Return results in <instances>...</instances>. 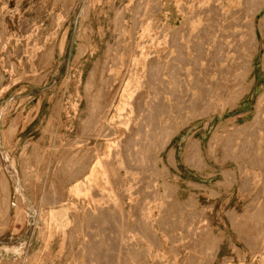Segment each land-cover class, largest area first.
<instances>
[{
	"label": "rangeland",
	"instance_id": "rangeland-1",
	"mask_svg": "<svg viewBox=\"0 0 264 264\" xmlns=\"http://www.w3.org/2000/svg\"><path fill=\"white\" fill-rule=\"evenodd\" d=\"M227 2L228 0H0V207L2 208H0V216L3 218H0V249L4 251L5 258L0 260V264H31L32 260H36L34 261L36 263L32 264H264V232H262L264 231V122L261 124L263 120H260L264 119V113L260 119L257 118L258 116L256 117V114L258 115L256 102L264 88V33L259 27L260 21L264 17V8L256 15L254 29H252L257 36V46L249 44L251 43L249 35L252 31L248 25L249 20H252L253 12L245 11L248 14L243 13L244 19L238 17L239 25L235 28L237 32H249V35H247L248 32L246 33L248 37L243 35V40L248 42L247 47L255 48H253L254 50L248 48L247 53L249 52L251 61L258 59L259 67L250 77L247 75V78L244 70L247 72L248 69L245 68L238 70L239 72H236L238 75L230 76V72L224 74L225 69L232 67L231 61V64H235L236 54L239 58L241 52H246L243 47L242 50L240 47L238 50L235 48V51L233 49L234 52L232 51L226 59L229 61L233 58L229 64L225 59H218L220 47L232 39L224 38L219 33L217 24L220 21L217 20L216 24L215 21L213 23L215 13H212V10L215 12L217 5ZM181 3L184 5L182 6ZM240 8L237 5L232 9ZM133 12H136L135 15ZM226 12L228 14L225 15L231 14L227 10L224 11V13ZM238 12L239 10L236 13ZM246 14L252 16L249 18ZM137 19L139 20L137 21ZM225 21L226 19H224ZM214 25L217 28H214ZM148 26L150 27L148 28ZM147 28L149 30H146ZM207 30L212 36H218V34L222 36L221 38L220 35L218 36V39H222L221 45L220 40H216L217 36L215 39L206 36V34L209 35ZM200 31H207L205 32L206 41L204 34ZM212 31L214 34H211ZM222 31L228 32L230 29L223 28ZM124 35L126 36L124 37ZM198 35L200 38L203 36V39H198ZM174 38H176L175 41ZM197 39L198 41H196ZM201 41L207 43V48L206 45H201L205 44ZM197 46L201 48V51ZM208 47H211L212 51ZM141 50L147 56L146 60L145 57L142 60ZM202 50L215 53H205L204 55ZM185 51L188 52V55ZM182 52L188 59L185 58V54L182 55ZM200 52L201 58L200 56L196 57L195 54ZM182 56L186 61L181 60ZM206 56L207 62L205 61ZM211 56L221 61L223 68L221 70H224L222 78L218 72L216 74L217 60H212ZM154 57H160L159 61ZM193 57L196 59L194 58L192 62ZM197 59L198 62L203 59L204 63L197 64L195 62ZM210 59L212 60L211 64L214 62L212 68H209V65L211 66ZM152 61L156 63L166 61L163 65L168 69L165 71L169 73L165 76V80L168 82L164 79L162 82L163 84L167 83L168 88L167 85H161L162 92L158 91L161 89H159L160 85H157L161 82L155 80L153 74L157 69L151 70ZM106 64L108 65L106 66ZM169 64H173V67ZM183 65L187 67L184 68ZM197 65H200L201 69ZM116 67L118 68L116 69ZM194 68H198L197 70L200 71ZM157 71L155 77L161 70ZM191 71L196 72L194 74H198L196 75L198 77L196 78L194 75L192 78ZM241 71L244 73L241 74ZM149 73L150 76L153 75L155 81L150 78ZM185 73L188 74V77H185L186 80L188 78V81L183 83L185 85L188 82L189 88L188 84L185 86L181 84L184 78L182 76H185ZM201 73H204L203 76ZM199 74L202 79H199ZM226 74L231 79L230 83L227 81L229 78L225 79V76L228 77ZM204 75L210 76V79L206 78L207 84H210L209 80L212 84L213 80L215 83L222 82L220 84H223L222 87L225 88L222 80L225 79L224 81L228 82V84L225 83L229 86L224 93L220 91L222 89L220 84L213 83L216 90L223 94L221 97L218 96L221 95L218 91L215 92L216 90L212 91L213 94H211L212 92L208 93L210 88L212 90L214 88L213 85H207L206 88ZM255 78L258 79L256 89L248 91L249 85ZM193 79L196 84L192 82ZM202 80L205 81L203 86H201ZM129 82H131L130 90H136V93L131 98L130 109L127 107L128 110L122 112L124 116L122 117L119 115L120 112H117V108ZM150 82L152 84H149ZM197 82L200 83V86ZM193 83L195 84L194 88ZM173 84L176 87L181 85L184 88H180L179 90H182L179 92L178 87L175 90ZM150 85L152 86L150 87ZM196 86L198 89L195 88ZM139 87L142 89L139 90ZM148 87H150L149 91H147ZM218 87L220 89H217ZM152 89H155L157 94L162 93L166 100L162 96L155 95L156 92L151 93V97L149 92ZM167 89L172 94L167 92ZM172 89L174 93L178 91L180 95L177 92L174 95L171 92ZM203 89H206L208 94H204ZM197 90L202 91L204 101L197 102V93L200 95ZM163 92H166V95ZM141 94L146 95L141 97L144 96ZM210 94L212 96L216 94L215 98L213 97L211 100ZM171 95L173 98L176 97L174 101ZM187 95H190V97L188 96L190 99L185 101ZM157 96L163 98L164 101L163 99L162 102L157 101L159 100ZM216 96H218L217 99ZM149 97L151 100L161 103L158 104L154 101L156 103L154 105V102L153 104L148 101ZM191 97L197 100L193 99V103ZM143 99L147 102H144ZM190 101H192V106L195 104L197 109L195 106H189ZM150 103L156 110L151 108ZM163 103H165V107L170 108H167L170 112H166V116L163 113L166 111ZM141 104H146L148 109L151 108L150 110L156 112L161 109L160 107H163L164 111L157 112L161 116L158 117V120H165L168 113L169 116L171 115L166 118L164 124L169 125L165 126L166 137L165 134L160 133L161 130H158L159 132L155 133L156 136L154 133L150 136L152 137L154 134V139H149L150 137L147 136V132H144L145 127L142 125L144 123L142 116L145 114L141 112L145 110V105L142 107ZM94 107L104 108L98 112ZM180 107L188 114L181 113ZM189 107L194 110L191 111V108L188 109ZM173 109L175 111L172 112ZM178 109L179 111H176ZM132 111L134 112L132 113ZM106 112L107 116L104 118ZM100 113L102 117L99 115ZM126 116L129 117V120ZM256 120L259 124L255 122ZM106 129H110V131ZM139 129L143 133H140ZM213 133H216L217 138L215 139L217 140L214 139L213 145L216 147L211 150L210 143L215 137ZM168 134L170 138L167 137ZM99 136L104 137L98 138ZM220 137H223L222 140ZM189 140H193V142L201 140L199 151L195 147H191L193 148L191 152L185 151ZM140 141L142 146H140ZM110 142L114 145L113 147L111 145L112 148H110ZM147 142L151 145H148ZM262 142L263 144L260 145ZM127 144L130 148L126 146ZM195 144L193 146H196ZM143 145L144 148L149 149H142ZM131 148L134 152L131 151ZM136 152L138 153L135 154ZM100 161L103 163L100 164ZM15 162L17 167L14 166ZM97 162L98 169L100 168L98 175H100L97 181L92 180L93 183H90V187L84 178L89 176V169ZM177 170H181V179L176 174ZM104 173L105 177L101 175ZM79 180L86 182L84 185L89 186L88 188L86 186V192L77 196L73 187ZM3 183H6L7 187L9 186L7 188L9 194L3 189ZM202 185L203 187H201ZM40 186L42 190H40ZM51 194H55L56 198ZM47 195L55 199L48 198ZM107 197L109 198L107 199ZM15 198L20 200L17 201ZM61 199L66 202L63 203ZM7 200L12 201L15 205L18 204L19 208L21 207L19 212L22 210V213L19 214L23 215L24 212L26 217L24 215L21 218L16 217L18 216V207L13 205V209L8 206L6 208V205H9ZM102 200L103 202H101ZM57 202L59 203L57 204ZM4 207L10 212L6 210L5 214ZM39 207L41 209H38ZM46 210L47 213H45ZM51 210H65V217L69 224L63 219L59 221L58 225L56 222L53 223L49 216ZM43 215L46 217L44 218ZM258 217L260 218L258 219ZM68 225H70L69 228ZM63 227H67V231ZM50 234H53L52 237ZM211 239L217 241L222 239L221 245H217V241L212 242ZM219 247L217 253L218 249L216 248ZM214 251H216L215 260L212 259L215 256H213ZM16 253L22 255V261L11 263L10 258L14 257Z\"/></svg>",
	"mask_w": 264,
	"mask_h": 264
},
{
	"label": "bare ground",
	"instance_id": "bare-ground-1",
	"mask_svg": "<svg viewBox=\"0 0 264 264\" xmlns=\"http://www.w3.org/2000/svg\"><path fill=\"white\" fill-rule=\"evenodd\" d=\"M140 1H141V0H140ZM203 1H204V0H203ZM221 1H222V0H221ZM64 2H65V1H64ZM155 2H156V1H155ZM209 2H210V1H209ZM215 2H216V1H215ZM215 2H214V3H215ZM219 2H220V1H219ZM223 2H224V1H223ZM131 3H133V2H131ZM136 3H137V2H136ZM142 3H143V2H142ZM206 3H207V2H206ZM217 3H218V2H217ZM140 4H141V3H140ZM143 4H144V3H143ZM157 4H158V3H157ZM160 4H161V3H160ZM181 4H182V3H181ZM203 4H204V3H203ZM203 4H202V5H203ZM221 4H222V3H221ZM132 5H133V4H132ZM183 5H184V4H182V6H183ZM185 5H186V4H185ZM207 5H208V3H207ZM216 5H217V4H216ZM237 5H239V7H241L240 9H238V10H239L238 13H236L238 10H233V9H232V8H234V7H237ZM126 6H127V5H126ZM140 6H141V5H140ZM147 6H148V5H147ZM147 6H146V7H147ZM141 7H142V6H141ZM208 7H209V6H208ZM128 8H129V7H128ZM143 8H144V7H143ZM159 8H160V7H159ZM263 8H264V0H228V2H227L226 4H223V5H217V6L215 7V12H213V10H212V13H215V14H214V16H215L214 19H215V20H212L213 23H214V21H215V24H216V21H217V20L220 21L219 24H217V25H219V26H217L218 28H217L215 25H214V26H215L214 28L219 29V33H221V35L224 36V38L226 37L227 39H228V38H231V39H232L231 41H229V43H228V42H225L224 45L220 47L219 52H218V56H220V57L217 56L218 59H219V60H223V59H225V61H227L226 59L228 58V55L233 51V49H234V51H235V48H237L236 50H238L239 47H240V49L243 47V48H244V51L246 52V53L241 52V55H239V58L237 57V54H236L237 52L235 53V54H236V55H235V56H236L235 59L237 58V59H236L237 62H236V60H235V64H234V65L231 64L232 61H231V63H230V60H232L233 58H231V59L229 58L230 60L228 59L229 61H227V62H228V64L230 63V65L232 66V67H231L232 69H231L230 67L228 68V66H230V65H228V64H227L228 66L225 65V67L227 66L228 69H225V68H224V69H225V71L223 70V71H224V74H225V72H227V73L230 72V73H231V74L229 73L230 76H231V75H234V74H235V75H236V74L238 75V73H236V72H237L238 70L242 69V68H245V69H248L247 72L244 70V72H245V74H246V78H247V75H248V77H250V75H252V73H254V72L258 69V67H259L258 59H253V60L251 61L252 58H250V56H249V52L247 53L248 48H249V47H247V46H248V42L246 43V42L243 40V35H244V34L246 35V33H247L248 31H247L246 33H245L244 31H242V32H237V31L235 30V28H236V26L239 25V23H238L237 20H239L240 18H243V17H244L243 13H244V14L247 13V12H245V11L253 12V16H252L251 14L247 16L248 13L246 14V16L249 17V18L252 16V17H251V18H252L251 21L248 19L249 22L251 23V24L249 23L250 26L248 25V22H247V25H248V27L251 28L252 33H251V31H250L249 29H247L248 27H247L246 29L249 30L250 33H251V35H249V32L247 33V35L251 36V40H250L251 43H249V44H251V45H253V46H254V45L257 46V45H258V42H257V36H256V34L254 33V30H252V29H254V26H253V25H254V21H255V17H256V15H258V14L261 12V10H262ZM126 9H127V8H126ZM134 9H135V8H134ZM141 9H142V8H141ZM145 9H147V8H145ZM148 9H149V7H148ZM157 9H158V8H157ZM69 10H70V9H69ZM128 10H129V9H128ZM135 10H136V9H135ZM135 10H134V11H135ZM137 10H138V8H137ZM184 10H185V9H184ZM184 10H183V11H184ZM190 10H191V9H190ZM207 10H208V9H207ZM226 10L229 11L231 14H229V15H225V14H228L227 12L224 13V11H226ZM91 11H92V10H91ZM117 11H118V10H117ZM123 11H124V10H123ZM139 11H140V10H139ZM141 11H142V10H141ZM144 11H145V10H144ZM158 11H159V9H158ZM186 11H187V9H186ZM186 11H184V12H186ZM209 11H210V10H209ZM235 11H236V12H235ZM87 12H89L88 9H87ZM130 12H131V10H130ZM145 12H146V11H145ZM148 12H150V11H148ZM153 12H154V11H153ZM187 12H188V11H187ZM200 12H202V11H200ZM205 12H206V11H205ZM133 13H134V12H133ZM135 13H136V12H135ZM135 13H134V15H135ZM198 13H199V12H198ZM212 13H211V14H212ZM118 14H119V13H118ZM121 14H122V12H121ZM123 14H124V13H123ZM137 14H138V13H137ZM140 14H141V13H140ZM143 14H144V12H143ZM152 14H153V13H152ZM152 14H151V15H152ZM158 14H159V13H158ZM68 15H69V14H68ZM141 15H142V14H141ZM141 15H140V16H141ZM149 15H150V14H149ZM154 15H155V14H154ZM183 15H184V14H183ZM240 15H243V16H240ZM63 16H64V15H63ZM136 16H137V15H136ZM138 16H139V15H138ZM228 16H229V17H228ZM119 17H120V16H119ZM185 17H186V16H185ZM238 17H239V19H238ZM247 17H246V18H247ZM63 18H64V17H63ZM65 18L67 19L68 17H65ZM83 18H84V17H83ZM137 18H138V17H137ZM191 18H192V17H191ZM198 18H199V17H198ZM210 18H211V17H210ZM90 19H91V18H90ZM146 19H147V17H146ZM146 19H145V20H146ZM194 19H196V18H194ZM224 19H226L225 22H224ZM243 19H244V18H243ZM83 20H85V19H83ZM117 20H118V19H117ZM119 20H120V19H119ZM134 20H135V19H134ZM134 20H133V21H134ZM138 20H139V19H137V21H138ZM241 20H242V19H241ZM241 20H240V21H241ZM3 21H4V19H3ZM120 21H122V20H120ZM209 21H210V20H209ZM243 21H244V20H243ZM125 22H126V21H125ZM139 22H140V21H139ZM150 22H152V21H150ZM186 22H187V21H186ZM196 22H197V21H196ZM56 23H57V21H56ZM129 23H130V22H129ZM136 23H137V22H136ZM136 23H135V24H136ZM189 23H190V22H189ZM132 24H133V23H132ZM137 24H138V23H137ZM139 24H140V23H139ZM141 24H142V23H141ZM187 24H188V22H187ZM191 24H192V22H191ZM210 24H211V23H210ZM210 24H209V25H210ZM240 24H241V23H240ZM242 24H243V22H242ZM242 24H241V27H242ZM245 24H246V23H245ZM127 25H128V24H127ZM183 25H184V24H183ZM259 25H260V26H259V27H260V30H263V33H264V17H263L262 20L260 21V24H259ZM189 26H190V25H189ZM149 27H150V26H148V28H149ZM211 27H212V26H211ZM239 27H240V26H239ZM243 27H244V26H243ZM148 28H147L146 30H149ZM156 28H157V27H156ZM165 28H166V27H165ZM170 28H171V27H170ZM184 28H185V27H184ZM223 28L230 29V31H228V32L222 31ZM82 29H83V28H82ZM123 29H124V28H123ZM150 29H151V28H150ZM154 29H155V28H154ZM161 29H162V28H161ZM197 29H198V28H197ZM120 30H121V29H120ZM170 30H171V29H170ZM191 30H192V29H191ZM205 30H206V27H205ZM213 30H216V29H213ZM242 30H243V29H242ZM165 31H166V30H165ZM165 31H164V32H165ZM173 31H174V30H173ZM207 31H208V30H207ZM207 31H205V32H207ZM210 31H211V29H210ZM245 31H246V30H245ZM84 32H85V31H84ZM84 32H83V33H84ZM126 32H127V30H126ZM135 32H136V31H135ZM146 32H147V31H146ZM146 32H144V33L146 34ZM148 32H149V31H148ZM162 32H163V30H162ZM168 32H169V31H168ZM205 32H204V31H203V32L200 31V33H203V34H204L203 36H205V34H206ZM212 32H213V31H212ZM212 32H211V34H214V32H213V33H212ZM216 32L218 33V30H217ZM113 33H114V32H113ZM123 33H124V31H123ZM132 33H133V31H132ZM150 33H151V30H150ZM150 33H149V34H150ZM166 33H167V32H166ZM166 33H165V34H166ZM198 33H199V32H198ZM198 33H197V34H198ZM200 33H199V34H200ZM207 33L209 34V31H208ZM242 33H243V34H242ZM80 34H81V33H80ZM151 34H152V33H151ZM175 34H176V33H175ZM185 34H186V33H185ZM190 34H191V33H190ZM197 34H196V35H197ZM127 35H128V34H127ZM169 35H170V34H169ZM178 35H179V34H178ZM201 35H202V34H201ZM219 35H220V34H218V36H219ZM221 35H220V38L222 37ZM247 35H246V37H248ZM125 36H126V35H124V37H125ZM134 36H135V33H134ZM136 36H137V35H136ZM150 36H151V35H150ZM173 36H174V35H173ZM173 36H172V37H173ZM194 36H195V35H194ZM198 36H199V35H198ZM203 36H202V38H200V36H199V38L196 36V38H198V39H203ZM206 36H211V37H213V38L215 39V36H217V35H215V36L213 35V36H212V35H210V34H209V35L206 34ZM206 36L204 37V39L207 38ZM218 36L216 37V40H220L219 42H220V45H221V42H222L221 40H222V39H218V38H219ZM88 37H89V36H88ZM154 37H155V36H154ZM187 37H188V36H187ZM211 37H210V38H211ZM4 38H5V37H4ZM9 38H10V37H9ZM79 38H80V36H79ZM121 38H122V37H121ZM129 38H130V37H129ZM164 38H165V36H164ZM170 38H171V37H170ZM224 38H223V39H224ZM119 39H120V38H119ZM153 39H154V38H153ZM175 39H176V38H174V41H175ZM178 39H179V38H178ZM182 39H183V38H182ZM185 39H186V38H185ZM191 39L194 40L193 37H191ZM198 39H197L196 41H198ZM154 40H155V39H154ZM171 40H173V39H171ZM193 40H192V41H193ZM208 40H209V39H207V41H208ZM225 40H226V39H225ZM225 40H223V41H225ZM115 41H116V40H115ZM150 41H151V40H150ZM165 41L167 42V40H165ZM205 41H206V39H205ZM205 41H201V43H205ZM209 41H211V40H209ZM247 41H248V39H247ZM148 42H149V41H148ZM180 42H181V41H180ZM182 42H183V41H182ZM199 42H200V41H199ZM199 42H198V43H199ZM211 42H212V41H211ZM216 42H218V41H216ZM174 43H175V42H174ZM122 44H123V43H122ZM124 44H125V43H124ZM124 44H123V45H124ZM132 44H133V43H132ZM176 44H178V43H176ZM191 44H192V43H191ZM196 44H197V43H196ZM217 44H218V43H217ZM109 45H110V44H109ZM133 45H135V44H133ZM140 45H142V44L140 43ZM162 45H163V44H162ZM164 45H165V44H164ZM170 45H171V43H170ZM201 45H206V48H207V43H205V44H201ZM215 45H216V44H215ZM220 45H219V46H220ZM236 45H237L238 47H237ZM174 46H175V44H174ZM174 46H173V47H174ZM176 46H177V45H176ZM199 46H200V45H199ZM208 46H209V43H208ZM219 46H218V47H219ZM234 46H235V47H234ZM126 47H127V46H126ZM187 47H188V46H187ZM192 47H193V46H192ZM197 47H198V46H197ZM232 47H234V48H232ZM250 47H251V46H250ZM109 48H110V47H109ZM181 48H182V47H181ZM195 48H196V47H195ZM195 48H194V49H195ZM198 48H200V47H198ZM198 48H196L197 51H199ZM208 48L210 49L211 47H208ZM215 48H216V47H215ZM253 48H254V47H253ZM253 48H249V49H253ZM51 49H52V48H51ZM137 49H138V48H137ZM137 49H136V50H137ZM177 49H178V48H177ZM203 49H205V48H203ZM254 49H255V48H254ZM254 49H253V50H254ZM116 50H117V49H116ZM116 50H115V51H116ZM124 50H125V49H124ZM143 50H144V49H143ZM184 50H185V49H184ZM184 50H183V51H184ZM210 50H211V49H210ZM210 50H209V51H210ZM241 50H242V49H241ZM241 50H239V51H241ZM109 51H111V50H109ZM130 51H131V49H130ZM192 51H194V50H192ZM197 51H196V53H198ZM200 51H201V48H200ZM203 51H204V53H203L204 55H205V53H207V54L211 53V52H207V51H205V50H202V52H203ZM211 51H212V50H211ZM234 51H233V52H234ZM239 51H238V53H239ZM175 52H176V51H175ZM180 52H181V51H180ZM176 53H177V52H176ZM185 53L187 54L188 52L185 51ZM185 53L182 52V55L185 54ZM213 53H215V52H213ZM213 53H211V54H213ZM114 54H115V53H114ZM140 54H141V57L143 56V57H142V60L144 59V57H145V60H146V57H147V56H145L144 51L141 50V51H140ZM156 54H157V53H156ZM177 54H179V52H178ZM186 54H185V58L188 59V58L186 57ZM200 54H201V52H200L199 54H195V55H197L196 57H199ZM203 54H202V55H203ZM207 54H206V55H207ZM252 54H253V53H252ZM160 55H161V54H160ZM167 55H168V53H167ZM169 55H170V54H169ZM179 55H180V54H179ZM187 55H188V54H187ZM204 55H203V57L205 58ZM215 55H217V54H215ZM46 56H47V55H46ZM114 56H115V55H114ZM117 56H118V55H117ZM119 56L121 57V55H119ZM130 56H132V55H130ZM151 56H152V55H151ZM156 56H157V55H156ZM183 56H184V55H183ZM183 56H182V59H181V60H185V61H186V59H184ZM208 56H209V55H208ZM232 56H233V55H232ZM232 56H231V57H232ZM105 57H106V56H105ZM126 57H127V56H126ZM173 57H174V55H173ZM196 57H193V58H192V59H193L192 62L194 61V58L196 59ZM203 57H202V58H203ZM212 57H213V56H211V58H212ZM215 57H216V56H215ZM128 58H129V57H128ZM152 58H153V57H152ZM154 58H156L157 61H159L158 59H160V57H158V58H157V57H154ZM171 58H172V57H171ZM180 58H181V56H180ZM200 58H201V56H200ZM209 58H210V57H209ZM213 58H214V57H213ZM213 58H212V60H215V61L217 60L216 58H214V59H213ZM166 59H167V58H166ZM176 59H177V58H176ZM207 59H208V58H207V56H206V60H205L206 62L208 61ZM123 60H124V59H123ZM129 60H130V59H129ZM173 60H174V59H173ZM179 60H180V59H179ZM210 60H211V59H210ZM212 60L210 61V63H209V62H208V63L211 64ZM107 61H108V60H107ZM116 61H117V59H116ZM116 61H115V62H116ZM121 61H122V60H121ZM124 61H125V60H124ZM132 61H133V60H132ZM154 61H155V60H154ZM154 61L151 62V64L153 65V67L151 66V70H153L154 68H156L158 71H159V69L161 70V71H159V73L156 74V77H155V73H156L157 70H156V69H154V70H156V71L153 70V71H154L153 74H154V78H155V80H157V81L160 80V82L162 83V84H161V83H160V84H159V83L157 84V85H160V88H159V89H161V88H162L161 85H167V83H165V82H164L165 84H163L162 80H163V79L165 80V76H166L167 74H169V73L165 72V71H167L168 69L165 68V66L163 65V63L165 64L166 61L163 62V63H159V62L156 63V62H154ZM170 61H171V60H170ZM199 61H200V60H199ZM202 61H203V59H201V62H202ZM145 62H146V61H145ZM174 62H175V61H174ZM181 62H182V61H181ZM183 62H184V61H183ZM195 62H196L197 64H198V63H200V64L204 63V62H202V63H201V62H198V59H197V61L195 60ZM206 62H205V63H206ZM216 62H217V63L215 64V65H216L215 69H216V68L218 69V70H217V69L215 70V71H216V74H217V72H218V73L220 74L221 78H222L223 71H222L221 69H223V68H222L221 61H218V60H217ZM124 63H126V62H124ZM190 63H191V62H190ZM213 63H214V62H213ZM213 63L211 64V66L209 65V68H212V66L214 65ZM107 65H108V64H106V66H107ZM129 65H130V64H129ZM169 65L172 66L173 64H172V65L169 64ZM169 65H168V66H169ZM188 65H191V64H188ZM207 65H208V64H207ZM207 65H206V66H207ZM122 66H123V65H122ZM170 66H169L168 68H170ZM197 66H198V65H197ZM111 67H112V66H111ZM172 67H173V66H172ZM174 67H175V66H174ZM181 67H182V65H181ZM183 67H184V65H183ZM185 67H187V66L185 65ZM185 67H184V68H185ZM192 67H196V66H192ZM198 67H200V69H201V66H200V65H199ZM213 67H214V66H213ZM117 68H118V67H116V69H117ZM134 68H135V67H134ZM148 68H149V67H148ZM184 68H183V69H184ZM205 68H207V67H205ZM16 69H17V68H16ZM110 69H111V68H110ZM172 69H173V68H172ZM176 69H178V68H176ZM180 69H181V68H180ZM194 69L197 70L198 68H197V69L194 68ZM203 69H204V68H203ZM207 69H208V68H207ZM102 70H103V69H102ZM111 70H112V69H111ZM132 70H133V69H132ZM192 70H193V69H192ZM195 70H193V71H195ZM204 70H206V69H204ZM220 70H221V71H220ZM16 71H17V70H16ZM16 71H15V72H16ZM145 71H146V70H145ZM158 71H157V72H158ZM181 71H182V69H181ZM184 71H186V70H184ZM184 71H183V72H184ZM197 71H200V70H197ZM91 72H92V71H91ZM102 72H103V71H102ZM126 72H127V71H126ZM148 72H149V71H148ZM191 72H192V71H191ZM207 72H208V71H206V74H208ZM238 72H239V71H238ZM242 72H243V71H241V74L244 73V72H243V73H242ZM103 73H104V72H103ZM150 73L152 74V72H150ZM150 73L148 74L149 76L151 75ZM178 73H179V70H178ZM187 73H188V72H187ZM192 73H193V72H192ZM194 73H196V72H194ZM194 73H193V75L190 73V74H191V77H192V76L194 77V75H195ZM199 73H200V72H199ZM209 73H210V72H209ZM247 73H248V74H247ZM143 74H144V73H143ZM173 74H174V73H173ZM173 74H172V75H173ZM181 74H182V73H181ZM201 74H202V73H201ZM203 74H204V73H203ZM203 74H202L201 76H203ZM211 74H212V73H211ZM211 74H210V75H211ZM214 74H215V73H214ZM133 75H134V74H133ZM176 75H178V74H176ZM196 75H198V74H196ZM196 75H195V76H196ZM226 75L228 76V77L225 76V79L227 80V78H229V75H228V74H226ZM259 75H260V74H259ZM114 76H115V75H114ZM124 76H125V74H124ZM144 76H145V75H144ZM152 76H153V75H152ZM152 76H150V78L153 79ZM157 76H158V77H157ZM168 76H171V75H168ZM186 76L188 77V74L186 75V73H185V76H182V77H184V78H183V81H181V84H183V85H184V83H186L185 81H188V78H187V80L185 79ZM201 76H200V74H199V79H200V78L202 79ZM223 76H224V75H223ZM243 76H244V75H243ZM243 76H242V77H243ZM256 76H257V75H256ZM103 77H104V76H103ZM130 77H131V75H130ZM146 77H147V76H146ZM146 77H145V78H146ZM193 77H192V78H193ZM197 77H198V76H196V78H197ZM204 77H205V78H204ZM204 77H203L204 80H205L206 78H207V79H210V76H205V75H204ZM208 77H209V78H208ZM232 77H233V76H232ZM239 77H240V73H239ZM242 77H241V79H242ZM35 78H36V77H35ZM43 78H44V76H43ZM121 78H122V77H121ZM131 78H132V77H131ZM131 78H130V79H131ZM145 78H144V79H145ZM150 78H149V79H150ZM169 78H170V77H169ZM114 79H115V78H114ZM124 79H125V78H124ZM149 79H148V80H149ZM177 79H178V78H177ZM177 79H176V80L174 79V80L177 81ZM184 79H185V80H184ZM207 79H206V82L203 81V80H202L203 82L199 81V82H201V84H202L201 86H203V83H204V82H205V84H206V85L204 84V85L206 86V88H207L209 85L212 86L213 83H214V84L217 83V82L215 83V82L212 80L213 83L211 84V80H209V83H210V84H207V83H208ZM211 79H212V78H211ZM217 79H218V78H217ZM223 79H224V77H223ZM225 79H224V80H225ZM243 79H244V77H243ZM39 80H40V79H39ZM121 80H122V79H121ZM153 80H154V79H153ZM155 80H154V81H155ZM171 80H172V79H171ZM181 80H182V79H181ZM197 80H198V79H197ZM224 80H222V81H223V83H224V86H226L225 88L222 87L223 84H222V85L220 84V83H222V82L217 83V84H220V85H221L222 89H223V88L225 89V90H224V89L222 90V89H220L219 87L217 88V89H220V91H223V93L226 91V89H228L227 87L229 86V85H228V86L225 85V83H226L227 81H229V83H230V80H231V79L229 78L226 82H225ZM262 80H263V78H262ZM91 81H93V80H91ZM108 81H109V80H108ZM122 81H124V80H122ZM145 81H147V80H145ZM149 81H150V80H149ZM165 81L168 82L167 80H165ZM195 81H196V80H195ZM217 81L219 82L220 80H217ZM242 81L245 82V80H242ZM40 82H41V81H40ZM104 82H105V81H104ZM106 82H107V81H106ZM158 82H159V81H158ZM173 82H174V81H173ZM173 82H172V83H173ZM183 82H184V83H183ZM192 82H194V79H193ZM152 83H155V82L152 81ZM152 83L150 82L149 84H152ZM176 83H177V82H176ZM178 83H179V82H178ZM194 83H195V82H194ZM194 83H193V88H194V85L196 84V83H195V84H194ZM235 83H236V82H235ZM130 84H131V82H129V83L127 84L126 89L124 90V93H123V95H122L121 102H120V104H119V106H118V108H117V110H118L117 112H120L119 115H120V116L122 115V117H124V116H123V113H124L126 110H128L127 107H128V108L131 107V105H130L131 100H132L131 98H132V97L134 96V94L136 93V90H133V91L130 90V88H131V87H130ZM141 84H142V83H141ZM187 84H188V82H187ZM187 84H185V85H187ZM197 84H198V86H200V83L197 82ZM227 84H228V82H227ZM257 84H258V79L255 78V80L249 85L248 91H249V90H252V89H253V91H254V90L256 89ZM90 85H91V84H90ZM93 85H94V83H93ZM121 85H122V84H121ZM185 85H184V86H185ZM191 85H192V84H191ZM207 85H208V86H207ZM253 85H254V86H253ZM87 86H89V85H87ZM119 86H120V85H119ZM151 86H152V85H150V87H151ZM153 86L157 87V86L154 85V84H153ZM173 86L176 88L175 90H177V87H178V90H179L180 88H184V87H181V85H179V86L177 85V87H176V86L173 84ZM198 86H196L195 88H197ZM205 86H204V88H205ZM214 86H215V85L212 86V87L214 88L213 90H212L211 88H210V90H209V88H208V90H209L208 93L216 90V87H214ZM216 86H218V85H216ZM233 86H234V85H233ZM89 87H90V86H89ZM92 87H93V86H92ZM92 87H91V88H92ZM107 87H108V86H107ZM129 87H130V88H129ZM145 87H146V86H145ZM145 87H144V88H145ZM150 87L147 88V91H149L148 89H149ZM155 87H153V88H155ZM91 88H89V89L91 90ZM139 88H140L139 90L142 89V87H139ZM163 88H164V87H163ZM165 88H166V87H165ZM165 88H164V89H165ZM167 88H168V85H167ZM188 88H189V84H188ZM191 88H192V86H191ZM193 88H192V89H193ZM234 88H235V87H234ZM245 88H246V87H245ZM86 89H87V88H86ZM119 89H120V88H119ZM169 89H170V88H169ZM186 89H187V88H186ZM197 89H198V88H197ZM199 89H200V88H199ZM201 89H202V87H201ZM236 89H237V87H236ZM236 89H235V90H236ZM95 90H96V89H95ZM101 90H103V89H101ZM152 90H153V92H151ZM152 90L149 92L151 97H152L151 93L156 92V93H154V94H155V95L157 94V91H156V90H158V88H156V90H155V89H152ZM154 90H155V91H154ZM167 90H168V89H167ZM172 90H173V89H172ZM181 90H182V89H181ZM181 90H179V92H180ZM194 90H195V89H194ZM194 90H193V91H194ZM203 90H204V94H205V93L208 94V93L206 92V89H203ZM240 90H241V89H240ZM106 91H107V90H106ZM137 91H138V90H137ZM158 91H159V92H162L163 90L161 89V91H160V90H158ZM183 91H184V90H183ZM185 91H187V90H185ZM188 91H189V90H188ZM197 91H198V90H197ZM217 91H218V93H220L219 90H216L215 92H217ZM241 91H242V90H241ZM245 91H246V89H245ZM86 92H87V91H86ZM103 92H104V91H103ZM167 92L170 93L169 90H168ZM171 92L174 93V90L171 91ZM176 92H177V94H179L178 91H176ZM176 92H175V93H176ZM198 92H200V95L197 93V95H198V98H197V99H198V100H197L196 98H193V99H195V101L197 100V102H198L199 100L204 101V99H203V98H204V95H203L202 91L200 90V91H198ZM215 92H214V93H215ZM88 93H89V92H88ZM146 93H147V95H149L148 92H146ZM163 93H165V95H166V92H163ZM169 93H167V94H169ZM175 93H174V95H175ZM182 93H184V94L186 93V94H187L188 92H182ZM189 93H190V92H189ZM194 93H195V92H194ZM194 93H193V95H194ZM218 93H216V94L218 95ZM228 93H229V92H228ZM237 93H238V92H237ZM98 94H101V93H98ZM160 94H161V95H160ZM170 94H172V93H170ZM170 94H169V95H170ZM191 94H192V93H191ZM211 94H213V92H212ZM211 94H210L209 96H212ZM216 94H214V95L211 97V100H212L213 97L215 98V95H216ZM220 94H221V93H220ZM230 94H231V93H230ZM136 95H137V94H136ZM141 95H144V94H141ZM145 95H146V94H145ZM145 95H144V96H141V97H145ZM157 95H158V96H162L163 94H162V93H158ZM174 95H173V96H174ZM179 95H180V94H179ZM197 95H196V96H197ZM222 95H223V94L218 95V96L221 97ZM242 95H243V93H242ZM255 95H256V94H255ZM105 96H106V95H105ZM114 96H115V95H114ZM158 96H157V98H159ZM183 96H184V95H183ZM188 96L190 97V95H187L185 101H186L187 99H190V98H188ZM218 96H216V99L218 98ZM234 96H235V95H234ZM146 97H147V96H146ZM153 97H154V95H153ZM162 97H164V96H162ZM206 97H207V95H206ZM206 97H205V98H206ZM220 97H219V99H220ZM256 97H257V96H256ZM91 98H92V97H91ZM114 98H116V96H115ZM147 98H148V97H147ZM147 98H146V99H147ZM160 98H161V97H160ZM160 98H159V100H157V101H161V102H162V99H163V98H161V100H160ZM164 98H165V97H164ZM171 98H172L173 101H174V98H176V97L173 98L172 95H171ZM181 98H182V95H181ZM208 98H209V100H210V97H208ZM208 98H207V99H208ZM222 98H223V97H222ZM252 98H253V97H252ZM94 99H95V98H94ZM141 99H142V98H141ZM141 99H140V100H141ZM149 99H150V100H148L149 102L151 101V102L153 103V102L155 101V100H151L150 97H149ZM153 99H154V98H153ZM172 99H171V101H172ZM177 99H178V98H177ZM193 99H192V97H191V100H192L193 103H194V100H193ZM207 99H206V100H207ZM227 99H228V98H227ZM116 100H117V99H116ZM165 100H166V98H165ZM206 100H205V101H206ZM211 100H210L209 102H211ZM214 100H215V99H214ZM214 100H213V101H214ZM101 101H102V100H101ZM143 101H144V99H143ZM157 101H155V102L158 103ZM163 101H164V99H163ZM180 101H182V100H180ZM192 101H190V102H191V105H190V102H189V106H192ZM224 101H225V100H224ZM89 102H90V101H89ZM132 102H134V101H132ZM144 102H147V101L145 100ZM149 102H148V103H149ZM155 102H154V103H155ZM161 102H160V103H161ZM187 102H188V101H187ZM187 102H186V103H187ZM222 102H223V101H222ZM242 102H243V101H242ZM148 103H147V104H148ZM152 103L149 104V105L151 106V108L154 107V106L152 107V105H151ZM154 103H153V104H154ZM156 103H155L154 105H156ZM160 103H158V104H160ZM181 103H182V102H181ZM200 103H201V102H200ZM213 103H214V102H213ZM223 103H224V102H223ZM243 103H244V102H243ZM92 104H93V103H92ZM142 104H143V103H142ZM142 104H141V105H142ZM158 104H157V105H158ZM164 104H165V103H163V106H164ZM182 104H183V103H182ZM227 104H228V101H227ZM245 104H246V103H245ZM94 105H96V104H94ZM138 105H139V104H138ZM144 105H145V106H144ZM144 105H142V107L144 106V107H145V110H143V112H141L142 114H143V113L145 114L144 116H142V118L144 117V123L142 124V125H144V127H145V131H144V132H147V133H148L147 136L150 137L152 133L155 134L158 130H161L160 133L162 132V134H163V135L165 134V137H166V133H165V132L167 131V129L165 128V126L167 127V126H169V125H164V124H165V120H166V118H169L171 115L169 116V113H168V114H167V117L165 118V120H163V119L158 120V119H159L158 117H161V116H160V113H159V115H158L157 112H159V111L162 112V110H163L162 108H163V107H160L161 109L158 110V111L156 112V111H153V110H156L155 108H153V110H150L151 108L148 109V108L146 107V104H144ZM175 105H176V104H175ZM175 105H172V107L175 106ZM184 105H185V104H184ZM196 105L198 106V104H196ZM199 105H200V104H199ZM208 105H209V104H208ZM223 105H224V104H223ZM251 105H252V103H251ZM96 106H97V105H96ZM110 106H111V105H110ZM150 106H149V107H150ZM161 106H162V105H161ZM165 106H166V105H165ZM165 106H164V110H166V111L163 110V111H164L163 113L165 114L164 116H166V112H170V111L167 110V108H169V107H165ZM169 106H170V105H169ZM194 106H195V104H194ZM194 106H192V107H194ZM200 106H201V105H200ZM205 106H206V104H205ZM219 106H220V105H219ZM256 106H257V109H256V110H258V111H257L258 115L256 114V117L258 116L257 118L260 119V116H262L263 113H264V88H263V91H262V92L259 94V96H258V99H257V102H256ZM98 107L100 108L101 105L98 106ZM104 107H105V106H104ZM104 107H103V108H104ZM181 107H182V106H181ZM181 107H180V108H181ZM184 107H185V106H184ZM246 107H247V106H246ZM92 108H93V107H92ZM94 108L97 109L98 112H99V110H100V112H101V110H103V108H101V109H99V108H97V107H94ZM175 108H177V106H175ZM190 108H191V107H189L188 109H190ZM195 108H196V106H195ZM206 108H207V107H206ZM223 108H224V107H223ZM225 108H226V107H225ZM129 109H130V108H129ZM134 109H135V108H134ZM169 109H170V108H169ZM184 109H186V107H185ZM184 109L181 108V113H182V112H183V113L185 112ZM196 109H197V108H196ZM89 110H90V109H89ZM105 110H106V109H105ZM183 110H184V111H183ZM193 110H194V109L191 108V111H193ZM204 110H205V109H204ZM214 110H216V109H214ZM221 110H222V109H221ZM106 111H107V110H106ZM138 111H139V110H138ZM140 111H141V110H140ZM152 111H153V112H152ZM171 111L173 112V111H175V110L173 109V110H171ZM176 111H179V109L176 110ZM188 111H190V110H188ZM191 111H190V112H191ZM207 111H208V110H207ZM216 111H217V110H216ZM222 111H223V110H222ZM95 112H96V111H95ZM122 112H123V113H122ZM129 112H130V111H129ZM133 112H134V111H132V113H133ZM135 112H136V111H135ZM151 112H152V113H151ZM154 112H156V113H154ZM195 112H196V110H195ZM199 112H200V111H199ZM199 112H197V113H199ZM201 112H202V111H201ZM89 113H90V112H89ZM108 113H109V112H108ZM121 113H122V114H121ZM141 113H140V114H141ZM185 113H187V112H185ZM192 113H193V112H192ZM102 114H104V113H102ZM105 114H106V115L104 116V118L107 116V112H106ZM129 114H130V113H129ZM187 114H188V113H187ZM187 114H186V115H187ZM194 114H195V113H194ZM94 115H97V114L94 113ZM99 115H101V113H100ZM108 115H109V114H108ZM124 115H125V114H124ZM135 115H136V113H135ZM161 115H162V114H161ZM181 115H182V114H181ZM184 115H185V114H184ZM120 116H119V117H120ZM129 116H130V115H129ZM145 116H146V117H145ZM178 116H179V115H178ZM187 116H188V115H187ZM187 116H186V117H187ZM101 117H102V115H101ZM117 117H118V116H117ZM122 117H121V118H122ZM126 117H127V116H126ZM162 117H163V115H162ZM200 117H201V116H200ZM263 117H264V116H263ZM94 118H95V117H94ZM121 118H120V121H121ZM127 118H128V120H129V117H127ZM136 118H137V117H136ZM142 118H140V119H142ZM156 118H157V119H156ZM181 118H182V117H181ZM190 118H191V117H190ZM257 118H256V119H257ZM96 119H97V118H96ZM96 119H95V120H96ZM99 119H101V118L99 117ZM99 119H98V120H99ZM123 119H124V118H123ZM140 119L138 120V122L140 121ZM259 119H257V120H259ZM30 120H31V119H30ZM93 120H94V119H93ZM105 120H106V119H105ZM125 120H126V118H125ZM128 120H127V121H128ZM254 120H255V119H254ZM257 120H256L255 122H257ZM260 120H261V121L263 120V121L261 122V124H262V123L264 122V119H260ZM260 120H259L258 122H260ZM91 121H92V119H91ZM103 121H104V119H103ZM132 121H134V120H132ZM142 121H143V120H142ZM142 121H141V123H142ZM169 121H170V120H169ZM89 122H90V121H89ZM96 122H97V121H96ZM96 122H95V123H96ZM104 122H105V121H104ZM121 122H122V121H121ZM125 122H126V121H125ZM125 122H124V123H125ZM258 122H257V123H258ZM99 123H100V122H99ZM119 123H120V122H119ZM134 123H135V122H134ZM100 124H101V123H100ZM102 124H103V123H102ZM120 124H121V123H120ZM126 124H127V123H126ZM254 124H256V123H254ZM258 124H259V123H258ZM263 124H264V123H263ZM87 125H88V124H87ZM108 125H109V124H108ZM113 125H114V124H113ZM121 125H122V124H121ZM133 125H134V124H133ZM142 125H140V126H142ZM12 126H13V125H12ZM92 126H93V125H92ZM101 126H102V125H101ZM103 126H104V124H103ZM140 126H139V127H140ZM251 126L253 127V125H250V127H251ZM104 127H106V126H104ZM136 127H137V126H136ZM260 127H261V126H260ZM10 128H11V127H10ZM13 128H14V127H13ZM89 128H90V127H89ZM89 128H88V129H89ZM102 128H103V127H102ZM134 128H135V127H134ZM140 128H142V127H140ZM258 128H259V127H258ZM104 129H105V128H104ZM142 129H144V128H142ZM170 129H172V128H170ZM11 130H12V129H11ZM92 130H94V129H92ZM100 130H101V129H100ZM106 130H108V129H106ZM168 130H169V129H168ZM9 131H10V130H9ZM108 131H110V129H109ZM112 131H113V133H114V130H112ZM139 131H140V133H143L142 130L139 129ZM169 131H170V130H169ZM259 131H260V129H259ZM10 132H11V131H10ZM103 132H104V131H103ZM105 132H106V131H105ZM131 132H132V131H131ZM136 132H137V131H136ZM158 132H159V131H158ZM170 132H173V131L171 130ZM263 132H264V130H263ZM113 133H112V134H113ZM138 133H139V132H138ZM173 133H174V132H173ZM173 133H172V134H173ZM175 133H176V131H175ZM261 133H262V132H261ZM261 133H260V134H261ZM98 134H99V133H98ZM102 134L104 135L105 133H102ZM136 134H137V133H136ZM136 134H135V135H136ZM145 134H146V133H145ZM154 134H153L152 137H150L149 139L153 138ZM157 134H158V133H157ZM172 134H171V135H172ZM213 134H214V133H213ZM215 134H216V133H215ZM215 134H214V136H215ZM91 135H92V134H91ZM106 135H107V134H105V136H106ZM108 135H109V134H108ZM128 135H130V134H128ZM139 135H141V134H139ZM142 135H143V134H142ZM159 135H160V134H159ZM217 135H219V134L217 133ZM155 136H156V134H155ZM155 136H154V137H155ZM168 136H169V134L167 135V137H168ZM222 136H223V135H222ZM261 136H262V135H261ZM263 136H264V133H263ZM100 137H101V136H99L98 138H100ZM102 137H104V136H102ZM102 137H101V138H102ZM134 137H135V136H134ZM143 137H145V136H143ZM160 137H161V136H160ZM165 137H164V138H165ZM223 137H224V136H223ZM223 137H220L221 139H220V138H219V139L222 140ZM4 138H5V137H4ZM107 138H108V137H107ZM124 138H125V137H124ZM136 138H137V137H136ZM145 138H147V137H145ZM145 138H143V139L145 140ZM156 138H157V137H156ZM169 138H170V136H169ZM215 138H217V137L215 136L213 139L211 138V139H212V142L210 143V149H211V150L214 149V148L216 147V145H215V146L213 145V142H215V141L217 140V139H215ZM234 138H235V137H234ZM237 138H238V137H237ZM263 138H264V137H263ZM134 139H135V138H134ZM153 139H154V138H153ZM166 139H167V138H166ZM214 139H215V141H214ZM235 139H236V138H235ZM260 139H261V141H262V138H261V137H260ZM260 139H259V141H260ZM104 140H105V139H104ZM131 140H132V139H131ZM136 140L138 141V139H136ZM146 140H147V139H146ZM119 141H120V140H119ZM163 141H164V140H163ZM163 141H162V143H163ZM168 141H169V140H168ZM200 141H201V140H200ZM200 141H199V142H200ZM227 141H228V140H227ZM233 141H234V140H233ZM239 141H240V140H239ZM84 142H85V141H84ZM130 142H131V141H130ZM142 142L144 143V141H142ZM153 142H155V141H153ZM194 142H195V141H194ZM194 142H193V140H189V141L187 142V147H186V150H185V151L188 152V150H189V151L191 152L192 149H193V148H191V147H195V148L199 151V148L201 147V146H200V143H199L198 141H196V142H195L196 144H195ZM237 142H238V141H237ZM251 142H252V141H251ZM263 142H264V141H263ZM263 142L260 143V145L263 144ZM135 143H136V142H135ZM135 143H134V145H135ZM149 143H150V141H149ZM217 143H218V142H217ZM229 143H230V142H229ZM238 143H239V142H238ZM136 144H137V143H136ZM140 144H141L140 146H142L141 141H140ZM147 144H148V142H147ZM163 144H164V143H163ZM163 144H162V145H163ZM193 144H195L196 146H193ZM197 144H198V145H197ZM258 144H259V143H258ZM81 145H82V144H81ZM109 145H110V148H112V147L114 146V145H112L111 142H110ZM111 145H112V147H111ZM118 145H119V144H118ZM148 145H151V144H148ZM154 145L156 146L155 143H154ZM154 145L152 144V146H154ZM160 145H161V144H160ZM260 145H259V146H260ZM95 146H96V145H95ZM126 146H128V144H127ZM135 146H136V145H135ZM155 146H154V147H155ZM217 146H218V144H217ZM259 146H258V147H259ZM77 147H79V146H77ZM128 147L130 148V146H128ZM131 147H132V145H131ZM156 147H157V146H156ZM156 147H155V148H156ZM159 147H160V146H159ZM161 147H162V146H161ZM163 147H164V146H163ZM141 148L143 149V148H144V145H143V147H141ZM141 148H140V149H141ZM151 148H152V147H151ZM108 149H109V148H108ZM132 149H133V148H131V151H132ZM142 149H141V150H142ZM145 149H146V148H144V150H145ZM147 149H149V148H147ZM147 149H146V150H147ZM48 150H49V149H48ZM117 150H118V149H117ZM127 150H128V149H127ZM134 150H135V148H134ZM136 150H137V149H136ZM141 150H140V151H141ZM150 150H151V149H150ZM97 151H98V150H97ZM112 151H113V150H112ZM124 151H125V149H124ZM128 151H129V150H128ZM128 151H127V152H128ZM90 152H91V151H90ZM132 152H134V151H132ZM143 152H145V151H143ZM146 152H147V151H146ZM51 153H52V152H51ZM128 153H129V152H128ZM137 153H138V152H136L135 154H137ZM131 154H133V153H131ZM131 154H130V156H131ZM144 154H145V153H144ZM158 154H159V153H158ZM208 154L210 155V150H209V149H208ZM63 155H64V154H63ZM78 155H79V154H78ZM78 155H77V156H78ZM141 155H142V152H141ZM148 155H149V154H148ZM175 155H176V152H175ZM204 155H205V154H204ZM138 156H140V154H138ZM143 156H144V155H143ZM150 156H151V155H150ZM72 157H73V156H72ZM114 157H115V156H114ZM134 157H135V156H134ZM148 157H149V156H148ZM153 157H154V156H153ZM44 158H45V157H44ZM111 158H112V157H111ZM125 158H126V157H125ZM129 158H131V157H129ZM132 158H133V157H132ZM137 158H138V157H137ZM146 158H147V156H146ZM73 159H74V158H73ZM133 159H135V158H133ZM143 159H144V158H143ZM49 160H50V159H49ZM81 160H83V159H81ZM81 160H80V161H81ZM102 160H103V159H102ZM136 160H137V159H136ZM138 160H139V159H138ZM138 160H137V161H138ZM149 160H150V159H149ZM152 160H153V159H152ZM93 161H94V160H93ZM110 161H111V160H110ZM130 161H131V160H130ZM47 162H48V161H47ZM51 162H52V161H51ZM73 162H74V161H73ZM98 162H99V161H98ZM98 162L95 163V164L91 167V169H89V170H90V174H89V176H86V178H84V179H86L87 184H89V185H90V183L92 182V180H96V181H97V179L99 178V175H100V174L98 175V173L100 172V171H99L100 168L98 169ZM123 162H124V160H123ZM128 162H129V161H128ZM178 162H179V161H178ZM205 162H206V161H205ZM44 163H45V162H44ZM78 163H79V161H78ZM101 163H103V162L100 161V164H101ZM132 163H133V162H132ZM134 163H135V162H134ZM81 164H82V163H81ZM127 164H128V163H127ZM135 164H136V163H135ZM175 164H176V162H175ZM132 165H133V164H132ZM143 165H144V164H143ZM14 166L17 167L16 162L14 163ZM79 166H80V165H79ZM99 166H100V165H99ZM134 166H139V165H134ZM145 166H146V165H145ZM100 167H103V166H100ZM112 167H113V166H112ZM123 167H124V166H123ZM142 167H143V166H142ZM87 168H88V166H87ZM105 168H106V167H105ZM143 168H144V167H143ZM143 168H142V169H143ZM146 168H147V167H146ZM78 169H80V168H78ZM78 169H76V170H78ZM106 169H107V168H106ZM106 169H105V171H107ZM109 169H110V168H109ZM139 169H141V168H139ZM144 169H145V168H144ZM153 169H154V168H153ZM81 170H82V169H81ZM86 170H87V169H86ZM86 170H85V171H86ZM113 170H114V169H113ZM136 170H137V169H136ZM154 170H155V169H154ZM156 170H157V169H156ZM98 171H99V172H98ZM146 171H147V170H146ZM110 172H111V171H110ZM110 172H109V173H110ZM83 173H84V172H83ZM105 173L107 174V172H105ZM105 173H104V174H101V175H103V176L105 177V176H106ZM112 173H113V172H112ZM110 174H111V173H110ZM107 175H108V174H107ZM112 176H114V175H112ZM107 177H108V176H107ZM115 178H116V177H115ZM119 181H120V180H119ZM2 182H3V181H2ZM117 182H118V181H117ZM6 183H7V181H6ZM6 183H3L2 186H3V189L6 190V191L8 192L7 188H8L9 186L7 187ZM44 183H45V182H44ZM85 183H86V182H85ZM85 183L79 180V182H77V184L74 185V187H73V191L76 193L77 196H78L79 194H82L85 190H87V189H86V186H87V188H88L89 185H84ZM92 183H93V182H92ZM94 183H95V182H94ZM109 183H110V182H109ZM155 183H157V182H155ZM7 184H8V183H7ZM113 185H114V184H113ZM113 185H112V186H113ZM115 185H116V184H115ZM41 186H42V185H41ZM41 186H40V187H41ZM25 187H26V186H25ZM46 187H47V186H46ZM90 187H91V185H90ZM94 187H95V186H94ZM197 187H199V186H197ZM201 187H203V185H202ZM201 187H200V188H201ZM54 188H55V187H54ZM54 188H53V189H54ZM56 188H57V187H56ZM98 188H99V187H98ZM26 189H27V187H26ZM50 189H51V188H50ZM114 189H115V188H114ZM27 190H29V189H27ZM40 190H42V187H41ZM89 190H90V189H89ZM92 191H93V190H92ZM92 191H91V192H92ZM3 192H4V191H3ZM11 192H12V191H11ZM43 192H44V191H43ZM68 192H69V191H68ZM85 192H86V191H85ZM57 193H59V192H57ZM116 193H117V192H116ZM8 194H9V192H8ZM11 194H12V193H11ZM55 194H56V192H55ZM55 194H54V195H55ZM17 195H18V193H17ZM17 195H16V196H17ZM51 195H53V194H51ZM54 195H53V196H54ZM57 195H58V194H57ZM57 195H56V196H57ZM63 195H64V194H63ZM69 195H70V194H69ZM102 195H103V194H102ZM9 196H10V195H9ZM47 196H48V198H51V197H52V196L49 197V195H47ZM64 196H65V195H64ZM71 196H73V195H71ZM31 197H32V196H31ZM54 197H55V196H54ZM54 197H52V198H54ZM68 197H69V196H68ZM8 198H9V197H8ZM8 198H7V199H8ZM18 198H20V197H18ZM33 198H34V197H33ZM52 198H51V199H52ZM55 198H56V197H55ZM55 198H54V199H55ZM75 198H76V197H75ZM79 198H80V196H79ZM99 198H100V197H99ZM108 198H109V197H107V199H108ZM120 198H121V197H120ZM15 199H16V198H15ZM54 199H53V200H54ZM102 199H103V198H102ZM118 199H119V198H118ZM8 200H9V199H8ZM8 200H7V201H8ZM16 200H17V199H16ZM18 200H20V199H18ZM18 200H17V201H18ZM34 200H35V199H34ZM48 200H49V199H48ZM56 200L58 201V199H56ZM61 200H62V199H61ZM61 200H59V201L61 202ZM94 200H95V199H94ZM104 200H105V199H104ZM120 200H121V199H120ZM120 200H119V201H120ZM2 201H3V200H2ZM24 201H25V200H24ZM67 201H68V200H67ZM69 201H70V200H69ZM0 202H1V201H0ZM8 202H9V201H8ZM8 202H7V203H8ZM19 202H20V201H19ZM19 202H17V203H19ZM35 202H36V201H35ZM62 202H63V200H62ZM62 202H61V203H62ZM65 202H66V201H65ZM65 202H63V203H65ZM95 202H96V201H95ZM101 202H103V200H102ZM120 202H121V201H120ZM23 203H24V202H23ZM32 203H33V202H32ZM54 203H55V202H54ZM54 203H51V204H54ZM58 203H59V202H57V204H58ZM97 203H98V202H97ZM2 204H3V202H2ZM21 204H22V201H21ZM38 204H39V203L37 202V205H38ZM51 204H50V205H51ZM55 204H56V203H55ZM68 204H69V203H68ZM105 204H106V203H105ZM116 204H117V203H116ZM120 204H121V203H120ZM0 205H1V203H0ZM13 205H15V204H13V202L11 201V202H9V205H6V208H7V206H8L9 208H12ZM25 205H26V204H25ZM31 205H32V204H31ZM108 205H109V204H108ZM108 205H106V206H108ZM114 205H115V204H114ZM121 205H122V204H121ZM15 206L18 207V209H17V214H18V216H16V217H18V218L23 217L24 212H23V215H22V214H19V213H22V210H21V212H19L20 209H21V207L19 208L18 204L15 205ZM42 206H43V205H42ZM54 206H55V205H54ZM63 206H64V205H63ZM63 206H61V207L63 208ZM71 206H73L72 203H71ZM95 206H96V205H95ZM119 206H120V205H119ZM25 207H26V206H24V208H25ZM27 207H28V206H27ZM30 207H31V206H30ZM104 207H105V206H104ZM111 207H112V206H111ZM0 208H1V207H0ZM22 208H23V207H22ZM24 208H23V209H24ZM68 208H69V207H68ZM101 208H102V207H101ZM101 208H100V209H101ZM115 208H116V206H115ZM1 209H2V208H1ZM12 209H13V208H12ZM25 209H26V208H25ZM38 209H41V207H39ZM51 209H52V208H51ZM54 209H55V208H54ZM54 209H53V210H54ZM102 209H103V208H102ZM118 209H119V208H118ZM120 209H121V208H120ZM122 209H123V207H122ZM122 209H121V210H122ZM6 210H7V209H5V207H4V212H5ZM14 210L16 211V208H14ZM49 210H50V209H49ZM53 210H51L50 213H49V216L51 217V221H52L53 223L56 222L57 225H58V224H59V221H61V219H63V220H66L65 222H66L67 224H69V223H68V220H67L66 217H65V215H66L65 210H59V211H58V210L53 211ZM89 210H90V209H89ZM89 210H88V211H89ZM94 210H95V209H94ZM2 211H3V210H2ZM2 211H1V212H2ZM7 211H8V210H7ZM7 211H6V212H7ZM28 211H29V210H28ZM37 211H38V210H37ZM68 211H69V210H68ZM6 212H5V214H6ZM8 212H10V210H9ZM41 212H42V211H41ZM101 212H102V211H101ZM117 212H118V211H117ZM2 213H3V212H2ZM2 213H1V214H2ZM13 213H14V212H13ZM38 213H39V212H38ZM45 213H47V210H46ZM106 213H107V212H106ZM114 213H115V211H114ZM15 214H16V213H15ZM17 214H16V215H17ZM35 214H36V213H35ZM40 214H41V213H40ZM86 214H87V213H86ZM93 214H94V213H93ZM111 214H112V212H111ZM111 214H110V215H111ZM46 215H47V214H46ZM46 215H45V217H46ZM68 215H69V214H68ZM91 215H92V214H91ZM102 215H103V213H102ZM119 215H120V214H119ZM5 216H6V215H5ZM24 216H25V215H24ZM37 216H38V215H37ZM89 216H90V215H89ZM116 216H117V215H116ZM25 217H26V216H25ZM43 217H44V215H43ZM45 217H44V218H45ZM105 217H106V216H105ZM118 217H120V216H118ZM121 217H122V216H121ZM0 218H1V216H0ZM6 218H7V217H6ZM9 218H10V217H9ZM85 218H87V217H85ZM259 218H260V217H258V219H259ZM1 219H3V218H1ZM42 219H43V218H42ZM105 219H106V218H105ZM107 219H108V218H107ZM20 220H21V219H20ZM25 220H27V219H25ZM114 220H115V218H114ZM70 221H71V220H70ZM87 221H88V220H87ZM91 221H92V220H91ZM21 222H23V221H21ZM44 222H45V221H44ZM99 222H100V221H99ZM104 222H106V221H104ZM82 223H83V222H82ZM86 223H87V222H86ZM88 223H89V221H88ZM0 224H1V223H0ZM51 224H52V223H51ZM67 224H66V225H67ZM91 224H92V223H91ZM95 224H96V223H95ZM101 224H102V223H101ZM47 225H48V224H47ZM53 225H54V224H53ZM61 225H62V224H61ZM78 225H80V224H78ZM191 225H192V224H191ZM48 226H49V225H48ZM48 226H47V227L45 226V227L48 228ZM63 226H64V224H63ZM69 226H70V225H68V228H69ZM43 227H44V226H43ZM52 227H53V226H52ZM52 227H51V228H52ZM79 227H80V226H79ZM46 228H45V229H46ZM63 228H64V227H63ZM66 228H67V227H66ZM66 228H64V229L66 230ZM58 229H59V228H58ZM0 230H1V229H0ZM65 230H64V231H65ZM188 230H189V229H188ZM188 230H187V231H188ZM53 231H54V230H53ZM53 231H52V232H53ZM66 231H67V230H66ZM196 231H197V230H196ZM40 232H41V231H40ZM52 232H51V233H52ZM188 232H189V231H188ZM193 232H194V229H193ZM262 232H264V231H262ZM54 233H55V232H54ZM56 233H57V232H56ZM191 233H192V232H191ZM50 235H51V234H50ZM52 235H53V234H52ZM52 235H51V237H52ZM64 235H65V233H64ZM189 235H190V234H189ZM194 235H195V234H194ZM226 235H227V234H226ZM45 236H46V235H45ZM48 236H49V235H48ZM48 236H47V238H48ZM54 236H55V235H54ZM55 237H56V236H55ZM127 237H128V236H127ZM221 237H222V236H221ZM55 239H56V238H55ZM124 239H125V238H124ZM44 240H45V239H44ZM125 240H126V239H125ZM125 240H124V241H125ZM209 240H210V238H209ZM211 240H212V239H211ZM213 241H217V240H214V239H213L212 242H213ZM52 242H53V241H52ZM221 242H222V239H219L216 243H217V245H218V244L221 245ZM201 243H202V242H201ZM216 243H213V244L216 245ZM208 245H209V244H208ZM215 245H214V246H215ZM48 246H50V245H48ZM209 247H210V246H209ZM211 247H212V245H211ZM217 247H218V246H217ZM221 247H222V246H221ZM234 247H235V246H234ZM212 248L215 249V247H212ZM212 248H211V249H212ZM43 249H44V248H43ZM216 249H218V250H217V253H218L220 247H219V248H216ZM0 250H1V249H0ZM10 252H11V250L9 251V253H10ZM14 253H15V252H14ZM3 254H4V251L1 250V251H0V260H1V259H5ZM214 255H215V256H214ZM38 256H39V255H38ZM213 256H214V258H212V259L215 260V257H216V251H214ZM9 257H11V255H9ZM30 258H31V257H30ZM60 258H61V256H60ZM6 259H8V258H6ZM10 260H11V263H13V262L18 263V262L22 261V255H19V254L16 253L14 257L10 258ZM7 261H8V260H7ZM32 261H33V262H32ZM32 261L30 260V262H32V263H36V262H34V261H36V260H32ZM192 261H193V260H192ZM212 261H213V260H212ZM209 262H211V261H209ZM4 263H5V262H4ZM27 263H29V261H27ZM32 263H31V264H32ZM1 264H2V263H1ZM14 264H15V263H14ZM21 264H22V263H21ZM209 264H210V263H209Z\"/></svg>",
	"mask_w": 264,
	"mask_h": 264
},
{
	"label": "crops",
	"instance_id": "crops-1",
	"mask_svg": "<svg viewBox=\"0 0 264 264\" xmlns=\"http://www.w3.org/2000/svg\"><path fill=\"white\" fill-rule=\"evenodd\" d=\"M180 166H181V164H180ZM179 166V167H180ZM176 174L180 177V179H181V170H177V172H176Z\"/></svg>",
	"mask_w": 264,
	"mask_h": 264
}]
</instances>
